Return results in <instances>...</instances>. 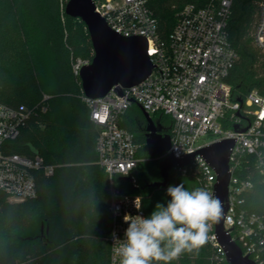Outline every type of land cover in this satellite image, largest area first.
Returning <instances> with one entry per match:
<instances>
[{
    "label": "trees",
    "instance_id": "obj_1",
    "mask_svg": "<svg viewBox=\"0 0 264 264\" xmlns=\"http://www.w3.org/2000/svg\"><path fill=\"white\" fill-rule=\"evenodd\" d=\"M65 1L67 4L69 0ZM209 1L148 3L158 20L160 35L166 38L185 5L202 8ZM262 2L233 1L227 23L229 41L238 55L227 79L233 101H243L252 91L264 93V54L252 36ZM64 20L69 27L65 28ZM93 58L86 25L65 14L63 0H0V102L12 107H38L20 137L9 144L13 153L38 155L56 167L50 177L38 173L36 198L15 203L0 197V264H109V178L98 165V129L81 98L80 78L72 71L77 59L92 62ZM167 120L161 117L162 124ZM120 125L142 144L139 157L143 158L136 170L139 189L127 186L123 191L142 195L149 216L163 200L158 191L146 186L160 179L159 161L148 154L145 118L137 106L124 115ZM241 176L249 177L252 183L251 193L245 196L246 207L264 214V175L255 157H249ZM115 182L125 184L121 177ZM179 184L189 190L193 184L196 188L189 178L171 177L170 185ZM209 223L204 245L182 253L170 264H216L208 241L213 222Z\"/></svg>",
    "mask_w": 264,
    "mask_h": 264
},
{
    "label": "built area",
    "instance_id": "obj_2",
    "mask_svg": "<svg viewBox=\"0 0 264 264\" xmlns=\"http://www.w3.org/2000/svg\"><path fill=\"white\" fill-rule=\"evenodd\" d=\"M92 1L95 12L113 31L128 38L146 39L153 64L151 75L136 86L122 89V95L114 87L100 99H89L84 93L81 96L90 110V120L98 129V165L109 178V264H120L116 248L128 227L124 217H147L143 196L123 191L127 186L140 187L136 170L143 161L139 157L142 144L120 125L133 106L151 118L159 115L163 127L170 125L171 149L156 158L158 161L170 154L177 159L193 156L188 164L172 169L171 177L189 178L196 188L205 189L213 197L217 174L199 151L217 142L234 141L229 158V209L224 227L244 257L255 264H264V214L251 212L246 207L245 196L251 193L252 183L249 177L241 176L250 156L256 158L264 175V93L252 91L242 102L232 98L227 79L238 55L229 41L227 23L234 0H210L202 8L185 5L166 38L159 33L158 20L148 0ZM252 36L255 46L264 54V2ZM90 64L89 60L77 59L72 64L73 74L79 77L82 68ZM37 108L12 107L0 102V197L11 202L36 198L38 173L50 177L56 170L41 156L13 153L9 144L20 137ZM162 116L168 119L164 124ZM235 128L246 131L238 132ZM204 137L212 139L197 145ZM116 177L123 178L125 184H116ZM208 241L214 249L212 261L228 264L214 225Z\"/></svg>",
    "mask_w": 264,
    "mask_h": 264
},
{
    "label": "water",
    "instance_id": "obj_3",
    "mask_svg": "<svg viewBox=\"0 0 264 264\" xmlns=\"http://www.w3.org/2000/svg\"><path fill=\"white\" fill-rule=\"evenodd\" d=\"M65 14L80 19L87 27L94 50L90 65L82 68L80 81L82 91L89 99L105 97L114 87L122 95V89L131 88L145 81L152 73L153 64L148 55V44L143 37H124L113 31L107 22L95 12L92 0H69ZM242 102L241 100H238ZM146 127L143 130L148 154L152 159L162 157L171 149L170 127L154 122L143 111ZM236 131L239 130L235 128ZM141 131V130H140ZM234 147L233 140L217 142L199 151L217 174L214 198L220 203L221 214L213 223L218 243L225 252L228 264H255L244 257L239 247L225 230L224 221L229 209V158ZM193 156L177 159L172 154L159 161L160 181L146 184L147 187L167 189L171 170L188 164Z\"/></svg>",
    "mask_w": 264,
    "mask_h": 264
},
{
    "label": "clouds",
    "instance_id": "obj_4",
    "mask_svg": "<svg viewBox=\"0 0 264 264\" xmlns=\"http://www.w3.org/2000/svg\"><path fill=\"white\" fill-rule=\"evenodd\" d=\"M166 194V206L158 202L149 216L124 217L128 227L116 248L120 264H170L206 242L209 222L220 218L219 201L203 188L183 184L169 185Z\"/></svg>",
    "mask_w": 264,
    "mask_h": 264
},
{
    "label": "rangeland",
    "instance_id": "obj_5",
    "mask_svg": "<svg viewBox=\"0 0 264 264\" xmlns=\"http://www.w3.org/2000/svg\"><path fill=\"white\" fill-rule=\"evenodd\" d=\"M65 5H66V1L63 0V11H64V9H65ZM64 22H65V20H64ZM64 25H65V28L69 27V23H68V21H66V22L64 23ZM73 26H74V25H73ZM76 26H78V25H76ZM77 28H79V26H78ZM152 118H153L154 120L158 121V120H159V115H152ZM211 139H212L211 137H204V138H202V139L199 140V142H198L197 145L205 144V143L209 142ZM143 166L146 167V164H144ZM192 189H194V184L191 186V190H192ZM158 195H160V196L163 197L162 203L165 204V206H166L168 200H170V197H168L167 194H166V192H164V191H162V190H159V191H158Z\"/></svg>",
    "mask_w": 264,
    "mask_h": 264
},
{
    "label": "flooded vegetation",
    "instance_id": "obj_6",
    "mask_svg": "<svg viewBox=\"0 0 264 264\" xmlns=\"http://www.w3.org/2000/svg\"><path fill=\"white\" fill-rule=\"evenodd\" d=\"M145 123H146V121H145ZM168 127H170V125H168ZM161 179H159V180H156V181H154V182H152V183H155V182H158V181H160ZM149 189H152V190H154V191H159V190H162V191H166V189H157V188H151V187H148Z\"/></svg>",
    "mask_w": 264,
    "mask_h": 264
}]
</instances>
